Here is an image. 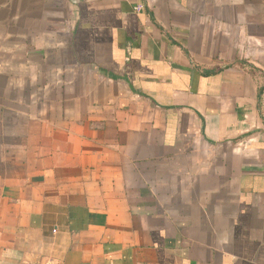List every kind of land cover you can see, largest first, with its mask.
Returning <instances> with one entry per match:
<instances>
[{"label":"crops","instance_id":"crops-1","mask_svg":"<svg viewBox=\"0 0 264 264\" xmlns=\"http://www.w3.org/2000/svg\"><path fill=\"white\" fill-rule=\"evenodd\" d=\"M0 264H264V0H0Z\"/></svg>","mask_w":264,"mask_h":264}]
</instances>
